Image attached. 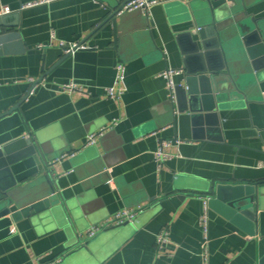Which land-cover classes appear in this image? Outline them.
Masks as SVG:
<instances>
[{
  "label": "crops",
  "instance_id": "0c3cea01",
  "mask_svg": "<svg viewBox=\"0 0 264 264\" xmlns=\"http://www.w3.org/2000/svg\"><path fill=\"white\" fill-rule=\"evenodd\" d=\"M125 1L0 0V150L24 140L0 155V183L22 206L38 194L56 200L30 215L13 200L0 216V264H264V0H248L262 38L248 40L252 56L236 39L225 41L230 72L210 114L194 112L186 93L199 59L188 33L201 42L209 25L203 0L158 5L150 16L125 12L116 34L110 17ZM61 41L86 47L67 54ZM205 42L221 67L225 54L210 46L217 38ZM118 62L126 67L122 102L105 96ZM167 68L184 70L176 103L161 75ZM30 78L41 80L33 90ZM72 81L83 90L62 88ZM162 139L182 142L168 148L173 157L159 171ZM221 184L256 187L251 233L209 202L204 231L205 198H216ZM123 208L141 210L86 239Z\"/></svg>",
  "mask_w": 264,
  "mask_h": 264
},
{
  "label": "water",
  "instance_id": "95a60500",
  "mask_svg": "<svg viewBox=\"0 0 264 264\" xmlns=\"http://www.w3.org/2000/svg\"><path fill=\"white\" fill-rule=\"evenodd\" d=\"M128 1V0H127ZM125 1L123 4H125ZM206 9L207 16L209 18V25L204 29H200L201 42L195 39L191 33H188L190 41L192 43L193 51L198 55V62L196 66L195 77L188 78V84L186 88V93L188 97V102L192 110L196 113H212L216 109L215 98L220 100L219 92L223 87L220 82L226 78L227 74H224V69L230 72V66L226 53H224V46L226 39H236L244 45L246 53L245 57L252 56V48H250L251 43L248 40H253L255 43H261L262 38L259 35L258 28L260 26L259 22L255 17H250L248 14V6L250 5L248 0H203ZM122 4V5H123ZM122 5L116 10L110 19L113 20L116 34L118 32L119 23L118 19L122 18V14H118ZM142 12V10H137ZM124 14V13H123ZM1 19V18H0ZM123 20V19H122ZM122 22V21H121ZM0 24L3 22L0 20ZM150 23H148L149 25ZM206 34V35H205ZM216 37L218 42L216 46L212 48L225 54L224 64L221 63V67L214 68L212 66L211 54L207 52L209 46L205 42V38ZM6 38L0 37V41H5ZM254 44V43H253ZM201 45L203 46V52H201ZM263 47V44H260ZM223 48V49H222ZM210 54V55H209ZM225 65V66H223ZM193 81L199 82L195 87ZM178 89H185L184 86H179ZM19 142H24L21 140ZM17 142V143H19ZM31 143V141H28ZM16 143V144H17ZM4 147L0 150V155L3 156L4 152H8L13 145ZM29 150L31 153L36 152L35 145L30 144ZM1 156V157H2ZM0 157V158H1ZM4 162L11 161V158H2ZM12 187V186H11ZM9 184L7 186H2L0 183V207L1 215L10 213V204L13 200H18L16 197V191L11 188ZM256 187L253 185L245 186L243 184H221L217 186L216 198L213 196L209 199V204L212 206L215 204L216 208L224 209V212L228 216L236 218V221L241 222L246 225H250L247 229L251 233L253 231V226H255V211H256ZM23 201L19 202L18 205L22 206ZM56 204V200L47 194H38L30 197L28 202L22 206V213L25 215H30L32 211L40 213L47 209H52V206ZM253 233V232H252Z\"/></svg>",
  "mask_w": 264,
  "mask_h": 264
},
{
  "label": "built area",
  "instance_id": "2783aa9c",
  "mask_svg": "<svg viewBox=\"0 0 264 264\" xmlns=\"http://www.w3.org/2000/svg\"><path fill=\"white\" fill-rule=\"evenodd\" d=\"M187 2L189 0H128L125 4L122 5L120 8L118 14H123L125 12H131L135 10H142L144 14L147 16L151 15L152 8L158 5H165L167 3L171 2ZM33 5L27 4V6ZM11 10L9 8H5L4 12L9 13ZM60 45L65 49V52L67 54H71L76 52L77 50L81 48H85V44L81 43H67L64 41H61ZM117 75H116V81L113 86H110L106 88L105 96L110 99L117 100L118 102H122L123 94L125 91L124 83L126 78V67L123 62H118L117 66ZM184 72L181 68H167L164 72L161 73V75L166 79L167 81V90H168V97L175 103L177 102V92L178 87L181 85L177 82L176 77ZM41 80L36 78H30L29 82L33 85L32 90L34 87L40 82ZM65 90L69 92H75V91H82V87L79 86L74 81L64 84L62 86ZM31 90V91H32ZM119 120L114 119L110 124L107 126L101 128V130L94 132L90 134L87 137L86 145H95L98 140L106 133V131L114 128L118 124ZM182 140L180 139H162L159 143L158 149L155 151V160L157 162L158 170L161 171L163 169V166L165 163L173 157V154L168 151V148L177 144H180ZM209 198H205V211L204 214L201 217V224L203 226V229L205 232L208 231V202ZM141 209H134V208H123L116 212L114 215L108 217L106 220H104L102 223L93 225L89 230L87 231L86 239L90 240L97 236L100 232L104 231L105 229L113 226H119L128 222H133L136 219L137 214L140 212ZM169 240V231L168 229L162 230V232L158 235L157 238V246L159 249H163L166 243Z\"/></svg>",
  "mask_w": 264,
  "mask_h": 264
}]
</instances>
